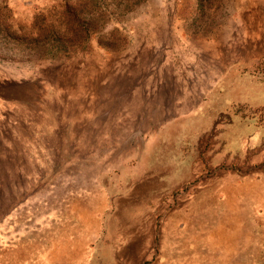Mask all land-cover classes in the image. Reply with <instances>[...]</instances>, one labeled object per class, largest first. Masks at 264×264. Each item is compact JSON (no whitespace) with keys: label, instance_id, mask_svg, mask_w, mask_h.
<instances>
[{"label":"rangeland","instance_id":"1","mask_svg":"<svg viewBox=\"0 0 264 264\" xmlns=\"http://www.w3.org/2000/svg\"><path fill=\"white\" fill-rule=\"evenodd\" d=\"M0 256L264 264V0H0Z\"/></svg>","mask_w":264,"mask_h":264},{"label":"trees","instance_id":"2","mask_svg":"<svg viewBox=\"0 0 264 264\" xmlns=\"http://www.w3.org/2000/svg\"><path fill=\"white\" fill-rule=\"evenodd\" d=\"M80 8L72 4L65 5V11L63 12L65 26L61 31L62 35L53 39V41L59 40L58 48L64 52H70V50L80 47L81 43L91 36L92 31L90 28L94 22L91 20L82 21ZM44 31H47V34H51V36L53 35V31L49 27L45 26ZM67 36L70 38L65 40Z\"/></svg>","mask_w":264,"mask_h":264},{"label":"bare ground","instance_id":"3","mask_svg":"<svg viewBox=\"0 0 264 264\" xmlns=\"http://www.w3.org/2000/svg\"><path fill=\"white\" fill-rule=\"evenodd\" d=\"M261 4V3H260ZM262 6V5H261ZM262 8V7H261ZM244 10H245V8H244ZM262 12V11H261ZM258 13V12H257ZM239 17V16H238ZM244 17V16H243ZM253 21V20H252ZM251 26V25H250ZM254 26V25H253ZM141 28V27H140ZM244 29V28H243ZM135 31V30H134ZM253 32V31H252ZM162 33H164V32H162ZM253 34V33H252ZM158 36V35H157ZM159 38V37H158ZM261 38H262V36H261ZM161 39V38H160ZM183 47V46H182ZM188 49V48H187ZM184 50V49H183ZM181 51V50H180ZM189 57V56H188ZM104 61V60H103ZM178 62V61H177ZM182 67V66H181ZM85 69V68H84ZM75 73V72H74ZM140 73V72H139ZM181 73V72H180ZM63 74V73H62ZM96 75V74H95ZM104 75H105V73H104ZM88 76V75H87ZM92 76V75H91ZM83 77V76H82ZM131 77V76H130ZM99 78V77H98ZM132 78V77H131ZM83 80V79H82ZM128 80V79H127ZM113 81V80H112ZM115 81V80H114ZM132 82V81H131ZM78 83V82H77ZM59 84V83H58ZM69 84V83H68ZM103 84V83H102ZM120 84V83H119ZM121 84H122V81H121ZM128 84V83H127ZM79 85V84H78ZM106 85V84H105ZM83 87V86H82ZM130 87V86H129ZM91 88H93V87H91ZM127 89V88H126ZM177 89V88H176ZM74 90V89H73ZM105 90V89H104ZM106 91V90H105ZM104 91V92H105ZM118 91V90H117ZM119 92V91H118ZM122 92H124V91H122ZM127 93V92H126ZM119 94V93H118ZM86 95V94H85ZM111 95V94H110ZM82 96V95H81ZM115 96V95H114ZM68 97V96H67ZM79 97V96H78ZM95 97V96H94ZM119 98V97H118ZM122 98V97H121ZM94 99V98H93ZM109 99V98H108ZM129 99V98H128ZM132 99V98H131ZM104 100V99H103ZM102 100V101H103ZM133 100V99H132ZM78 101V100H77ZM105 101V100H104ZM191 101V100H190ZM129 102V101H128ZM112 103V102H111ZM55 104V103H54ZM85 106V105H84ZM105 109V108H104ZM106 111V110H105ZM104 112V111H103ZM78 113V112H77ZM101 113V112H100ZM172 113V112H171ZM84 114V113H83ZM52 115V114H51ZM79 115V114H78ZM98 115H100V114H98ZM138 115V114H137ZM101 116V115H100ZM139 116V115H138ZM78 117V116H77ZM135 118H137V116L135 117ZM140 118V117H139ZM54 121V120H53ZM52 121V122H53ZM52 122H50V123H52ZM56 122V121H55ZM133 124V123H132ZM53 125H55V124H53ZM51 126V125H50ZM139 126V125H138ZM132 134V133H131ZM133 135V134H132ZM121 142V141H120ZM122 144V143H121ZM124 145V144H123ZM121 146V145H120ZM54 147V146H53ZM34 151V150H33ZM36 152V151H35ZM38 154H39V152H38ZM53 157V156H52ZM56 161V160H55ZM57 164V163H56ZM55 167V166H54ZM53 177V176H52ZM51 177V178H52ZM106 177V176H105ZM8 184V183H7ZM40 186V185H39ZM8 187V186H7ZM11 188V187H10ZM9 188V189H10ZM23 189V188H22ZM96 189H98V188H96ZM98 194V193H97ZM10 195V194H9ZM24 197V196H23ZM97 197H98V195H97ZM103 197V196H102ZM15 198V197H14ZM82 213H83V215L85 214V211H82ZM86 216V215H85ZM84 216V217H85ZM87 217L90 219L91 217L89 216V215H87ZM95 224H96V222H95ZM96 226V225H95ZM204 226V225H203ZM202 226V227H203ZM206 228V227H205ZM196 232V231H195ZM202 232V231H201ZM193 233V232H192ZM194 234V233H193ZM91 235V234H90ZM175 236H177V235H175ZM190 237V236H189ZM192 239V238H191ZM188 240V239H187ZM212 240V239H211ZM247 241V240H246ZM108 242V241H107ZM106 242V243H107ZM110 243V242H109ZM191 243V242H190ZM237 243H239V242H237ZM165 244V243H164ZM172 244V243H171ZM192 244V243H191ZM108 245V244H107ZM245 245V244H244ZM133 246V245H132ZM250 247V246H249ZM107 248V247H106ZM239 248V247H238ZM112 249V248H111ZM178 249V248H177ZM128 250V249H127ZM179 250V249H178ZM207 250V249H206ZM224 250V249H223ZM191 252H193V251H191ZM207 252H209V251H207ZM4 254V253H3ZM221 255H223L222 253H220ZM57 255H61V253H57L56 254V257H57ZM110 255H112V254H110ZM206 255V254H205ZM1 257V256H0ZM108 257V256H107ZM106 258V257H105ZM111 258V257H110ZM112 258H113V256H112ZM177 258V257H176ZM5 259V258H4ZM108 259V258H107ZM174 259V258H173ZM116 260V259H115ZM168 260V259H167ZM172 260V259H171ZM163 261H164V259H163ZM185 261V260H184ZM6 262V261H5ZM173 262V261H172ZM4 263V262H3ZM8 264V263H7ZM170 264V263H169ZM220 264V263H219Z\"/></svg>","mask_w":264,"mask_h":264}]
</instances>
